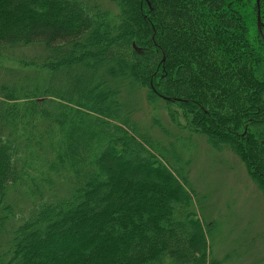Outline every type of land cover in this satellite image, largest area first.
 <instances>
[{
  "label": "trees",
  "instance_id": "16d2710c",
  "mask_svg": "<svg viewBox=\"0 0 264 264\" xmlns=\"http://www.w3.org/2000/svg\"><path fill=\"white\" fill-rule=\"evenodd\" d=\"M263 37L264 0H0V264H225L192 148L264 195Z\"/></svg>",
  "mask_w": 264,
  "mask_h": 264
},
{
  "label": "rangeland",
  "instance_id": "374dc122",
  "mask_svg": "<svg viewBox=\"0 0 264 264\" xmlns=\"http://www.w3.org/2000/svg\"><path fill=\"white\" fill-rule=\"evenodd\" d=\"M184 135L178 133L180 140ZM196 140L191 181L205 198L198 213L216 225L209 239L213 257L225 264H264V195L232 151Z\"/></svg>",
  "mask_w": 264,
  "mask_h": 264
},
{
  "label": "water",
  "instance_id": "95a60500",
  "mask_svg": "<svg viewBox=\"0 0 264 264\" xmlns=\"http://www.w3.org/2000/svg\"><path fill=\"white\" fill-rule=\"evenodd\" d=\"M258 25H259V29L261 28V20H260V16H258ZM264 38V37H263Z\"/></svg>",
  "mask_w": 264,
  "mask_h": 264
}]
</instances>
